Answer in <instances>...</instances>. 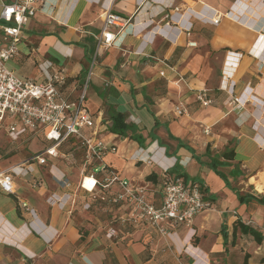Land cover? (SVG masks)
I'll return each instance as SVG.
<instances>
[{
	"label": "crops",
	"instance_id": "0c3cea01",
	"mask_svg": "<svg viewBox=\"0 0 264 264\" xmlns=\"http://www.w3.org/2000/svg\"><path fill=\"white\" fill-rule=\"evenodd\" d=\"M11 1L0 0V14ZM105 11L130 22L93 65V84L96 89L105 82L109 110L113 106L139 127L146 138L147 161L137 164L133 157L143 148L137 141L108 128L101 137L118 150L105 160L133 184L155 190L157 199L160 184L146 179L151 172L161 179L155 152L166 164L179 160L190 180L202 182L211 207L197 214L190 226L177 227L172 240L157 235L151 239L147 229L129 227L111 239L106 235L110 214L84 210L83 203L91 199L86 191L77 194L75 203L65 198L62 206L52 204L48 198L53 193L72 191L60 188L48 168L35 164L33 174L14 178L17 194L0 188V264H243L247 253L248 264H264V241L259 244L238 230L232 244L237 219L264 233V205L241 203L233 189L241 195H264V0H42L23 29L14 57L18 66L11 69L40 81L43 63L50 60L67 68L68 89L84 81ZM217 15V24L204 19ZM187 23H192L190 31ZM229 80L235 83L230 92L241 98L239 105L230 101ZM199 89L209 90L211 105L197 101ZM179 105L188 113L179 115ZM90 110L110 124L103 109ZM180 142L191 146L201 161ZM128 148L132 160L121 156ZM230 148L235 158L219 169L231 187L207 164L210 156ZM5 155L0 153V171L25 159L11 163ZM55 164L77 183L74 164ZM238 170L243 174L235 178L232 174ZM37 175L43 183L33 187ZM20 200L35 209V217L21 210Z\"/></svg>",
	"mask_w": 264,
	"mask_h": 264
},
{
	"label": "built area",
	"instance_id": "2783aa9c",
	"mask_svg": "<svg viewBox=\"0 0 264 264\" xmlns=\"http://www.w3.org/2000/svg\"><path fill=\"white\" fill-rule=\"evenodd\" d=\"M41 1L12 0L3 5L0 14V29L3 31V42L0 45V129L5 126L8 116L13 120L8 129L13 142L22 139L28 142L32 137L38 136L47 144L20 163L1 170L0 188L8 194H17L14 178L33 174L34 165L37 164L48 168L51 179L60 188L72 191L62 195L53 193L48 198L52 204L62 206L65 198L75 203L77 194L86 191L91 199L83 203L84 210L92 212L96 207L106 211L113 207L115 211H119H114L107 228V237L112 239L121 228L129 227L147 229L149 233H153L151 239H155L157 235L172 240L177 227L190 226L197 214L211 207L201 190V184L193 180L185 181L172 172L175 164L164 163L158 152H155L154 163L161 168L158 191L160 198H156L155 190L148 185L133 184L105 160L106 155L117 151L118 147L100 136L103 121L87 105L92 67L103 51L116 42L130 19L111 11L103 13L102 34L97 38L89 75L84 81L75 82L68 89L67 68L54 61L43 63L41 70L44 79L40 81L22 77L7 66L18 55L23 29L35 16ZM204 19L217 24L221 15ZM187 25V31H190L192 23ZM234 85V81L229 80L227 89L233 92ZM196 99L203 106L214 102L208 89H199ZM240 99L235 97V102L240 103ZM176 111L179 115L188 113L183 105L177 106ZM68 145H78L83 155V167L77 183L67 171L55 164L57 159L74 157L72 150H64ZM134 157L137 161H147V158L140 155ZM73 164L74 162H70L69 165ZM42 183L40 176L32 178L33 187H39ZM18 205L22 211L30 213L32 217L36 216L35 209L26 201L20 200Z\"/></svg>",
	"mask_w": 264,
	"mask_h": 264
},
{
	"label": "trees",
	"instance_id": "16d2710c",
	"mask_svg": "<svg viewBox=\"0 0 264 264\" xmlns=\"http://www.w3.org/2000/svg\"><path fill=\"white\" fill-rule=\"evenodd\" d=\"M109 117H110V121H111L109 128H108L109 132L117 134V135L122 136L124 138L135 140L141 145V147H143L145 149L147 148L146 138L143 136V134H141L139 127L135 123L127 121L126 115L124 113L117 111L113 106H110ZM149 136H151L152 139H154V135L152 133ZM170 136L174 137L173 135H170ZM46 145L47 144H45L41 148V150ZM179 146L187 147L189 150H191V152H194L193 153L194 157L199 162L201 161V157L198 154H196V152L193 150V148L191 146H189L188 144H185L183 142H180ZM64 150L66 152H69L72 150L74 152L75 157L78 154L82 155L81 150L78 149V145H68L64 148ZM209 151H210V147L208 146L207 152H209ZM210 157H211V159L207 163L209 165V167L212 170H214L226 182L227 186L231 187V183L229 181L228 175L225 172L221 171L219 168L222 166H230L231 165L230 161L235 158V149H233V148L226 149L222 153L215 154V155L210 156ZM82 159H83V155H82ZM172 170H174L178 176L183 177L185 179V181L190 180L189 175L187 173L182 172V167H181L179 160L176 161ZM242 174H243L242 171L238 170V171L234 172L232 174V176L237 178L238 176H240ZM146 179L148 181H153L156 184H158L160 182V180H158V175L156 172H151L150 174H148ZM193 181L200 183L201 187H202L201 190L203 193H205L206 189H205L204 185L202 184V182L199 180H193ZM233 189L237 192L238 199L240 200L241 203H249L250 201H256V202L264 205V195H261V196H256V195H251V194L241 195L236 188H233ZM107 210L102 211V210L95 207L92 212L97 213V214L107 213L113 217V215L115 214L114 213L115 209L113 207H109V208H107ZM101 212H103V213H101ZM238 230H240L241 233L244 235H250L253 238V240H255L259 244H261L264 241V233L263 232H261L260 230H258L255 227H253L252 225L243 222L241 219H237L234 223V228H233V242H232L233 245L236 244L237 231ZM226 244H228V243L226 242V237H225V245ZM249 256H250L249 253H247L245 256V261L243 264H248ZM261 262L264 263V257L261 258Z\"/></svg>",
	"mask_w": 264,
	"mask_h": 264
},
{
	"label": "rangeland",
	"instance_id": "374dc122",
	"mask_svg": "<svg viewBox=\"0 0 264 264\" xmlns=\"http://www.w3.org/2000/svg\"><path fill=\"white\" fill-rule=\"evenodd\" d=\"M94 60V55L92 57V63ZM100 58L97 59L96 63L99 62ZM7 66L9 68L12 67H17L18 66V62L16 63V61L13 59H11L8 63ZM92 67V65L90 66ZM38 69V67H37ZM91 69V68H90ZM89 69V71H90ZM96 73H97V66H95L94 68H92V75H91V80L89 82V87H88V99H89V103L90 104V108H94L95 110L100 108L103 109L105 111V115L107 117H109V107H108V100L105 98H108V91H107V85L104 82L103 84H101L100 86H98L95 89V86L93 84V82L95 80H97L96 77ZM89 75V72H88ZM231 82V80H230ZM228 92V96H230L231 94L233 95V97L230 96V98H232L230 101H235V95L233 93H231L229 91V89L227 90ZM109 99V98H108ZM237 105H239V103H237ZM13 120H11V118H9L7 116L6 120H5V126H3L0 129V153H2L3 155H5L9 150L12 149V151L14 150L13 153L5 155V159L7 158L9 162L11 163H16L18 161H20V159L22 158H27V156L29 155H33L37 152H39L41 150V148L46 144V142L44 140H42L40 137H32L28 142H24V140H18L17 142H13V140L11 139V137L8 134V129H9V125L12 123ZM110 125L108 123V120L101 125L100 128V136L103 137V135L108 133L107 128H109ZM108 142V141H107ZM110 143V142H108ZM4 151V152H3ZM130 148H128L127 151H121V156L126 157L125 159L127 160H132V158H128L130 153ZM124 154V155H123ZM55 162L58 164V166L63 167V166H67L70 164V162H74L73 165V175L75 176V179H77L78 174L80 173L82 167H83V163H82V155L78 154L76 157H71V159H67V158H62V159H57L55 160ZM144 163L142 161H137V164H141ZM192 170V169H191ZM150 171V169H147L146 172ZM193 171V170H192Z\"/></svg>",
	"mask_w": 264,
	"mask_h": 264
},
{
	"label": "bare ground",
	"instance_id": "6f19581e",
	"mask_svg": "<svg viewBox=\"0 0 264 264\" xmlns=\"http://www.w3.org/2000/svg\"><path fill=\"white\" fill-rule=\"evenodd\" d=\"M147 152V150H141V148L136 152V154L135 155H133V157L134 156H136V155H140L142 158H144L145 159V153ZM262 176V175H261ZM262 179V178H261ZM263 179H264V177H263ZM264 181V180H263ZM260 184V183H259ZM259 188L261 189V187L259 186ZM190 249V248H189ZM191 250V249H190ZM189 250V251H190Z\"/></svg>",
	"mask_w": 264,
	"mask_h": 264
},
{
	"label": "water",
	"instance_id": "95a60500",
	"mask_svg": "<svg viewBox=\"0 0 264 264\" xmlns=\"http://www.w3.org/2000/svg\"><path fill=\"white\" fill-rule=\"evenodd\" d=\"M191 237V236H190ZM190 246H192V245H190ZM196 250H197V252L199 253V254H202L203 256H205V254H204V252L202 251V250H200V249H197V248H195ZM204 264H206V263H204Z\"/></svg>",
	"mask_w": 264,
	"mask_h": 264
}]
</instances>
